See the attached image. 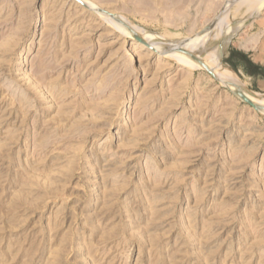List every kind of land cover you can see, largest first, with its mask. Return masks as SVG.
<instances>
[{
	"label": "rangeland",
	"instance_id": "obj_1",
	"mask_svg": "<svg viewBox=\"0 0 264 264\" xmlns=\"http://www.w3.org/2000/svg\"><path fill=\"white\" fill-rule=\"evenodd\" d=\"M79 1L0 0V264H264V110L182 61L264 96V7Z\"/></svg>",
	"mask_w": 264,
	"mask_h": 264
},
{
	"label": "bare ground",
	"instance_id": "obj_2",
	"mask_svg": "<svg viewBox=\"0 0 264 264\" xmlns=\"http://www.w3.org/2000/svg\"><path fill=\"white\" fill-rule=\"evenodd\" d=\"M230 1H234V0H230ZM79 2L81 4H83L84 6H87L85 4V3H87L95 11V13H99V17L102 20H105L108 24L115 27L116 29L121 30V32H123L124 34L128 33L129 36H131L134 40L139 41L142 46L146 47L149 45L150 41H152V39L154 37V35L152 33L136 29L123 16H121V17L118 16V17L108 19L106 17L111 16L112 14L103 13L101 11V9H99L98 7H95V5H93L89 1L86 2V0H82V1L80 0ZM235 2H238V3H240V5L245 6V8L249 12H251L252 17L256 16L264 7V0H235ZM236 5H238V4H236ZM226 9H227V7H226ZM226 13H225V16H226ZM219 16H217V17H218V20L220 23H223L224 20L226 21V18L224 19V18H221ZM229 28H227V29L225 28L224 31L227 32L229 30ZM239 28H240V26H239ZM226 43H228V42H226ZM151 47H153V46H151ZM156 48H159V47H156ZM154 49H155V47H154ZM159 50H160L159 52L162 56H165V57L168 56V54H167V52H169L168 48L161 47V48H159ZM156 51H158V50H156ZM194 51H196V50L190 51L191 56L194 55V57L197 58L198 60H200L201 62H203L206 67H209L208 70L210 72H212L213 76L219 81V83L224 85L231 93H233L236 96H237V94H241L242 96H244L246 98V100L248 102H250L254 105L264 106V96H260V95L248 92L244 88V86L240 83V81L236 78V76L230 70L225 69L221 65L217 64V60H218L217 57H218L219 51L216 52V50H215V51H213L214 53L213 52H210V53L205 52V53H207V55L204 54L206 56H203V55L198 56L197 54H194L195 53ZM212 54H213V56H211ZM182 61L184 62L185 67L197 68V66H200L199 63H197V61H195V59H193V57L185 58ZM261 111H262V109H261Z\"/></svg>",
	"mask_w": 264,
	"mask_h": 264
},
{
	"label": "crops",
	"instance_id": "obj_3",
	"mask_svg": "<svg viewBox=\"0 0 264 264\" xmlns=\"http://www.w3.org/2000/svg\"><path fill=\"white\" fill-rule=\"evenodd\" d=\"M260 50L259 55L257 53L258 47L246 50L242 49L240 54L241 58L244 60L242 65L247 77L252 79L256 84L258 83L261 89L264 88V51L263 49Z\"/></svg>",
	"mask_w": 264,
	"mask_h": 264
},
{
	"label": "water",
	"instance_id": "obj_4",
	"mask_svg": "<svg viewBox=\"0 0 264 264\" xmlns=\"http://www.w3.org/2000/svg\"><path fill=\"white\" fill-rule=\"evenodd\" d=\"M192 57H193V56H192ZM193 59H195V61H197V63H199V65L203 66V67L205 68L206 72H208L209 74H211V72L208 70V68L205 66V64H204L203 62H201L200 60H198V59L195 58V57H193ZM237 96H238V97H239L244 103H246L247 105H250V106L253 107L254 109H256V110H260V109L264 110V107H263V106L254 105V104L248 102V101L246 100V98H245L244 96H242L241 94H237Z\"/></svg>",
	"mask_w": 264,
	"mask_h": 264
}]
</instances>
